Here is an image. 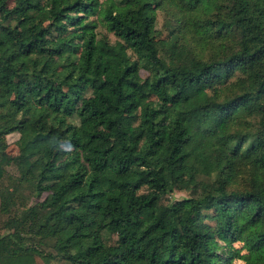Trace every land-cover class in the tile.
Returning a JSON list of instances; mask_svg holds the SVG:
<instances>
[{
  "label": "trees",
  "instance_id": "16d2710c",
  "mask_svg": "<svg viewBox=\"0 0 264 264\" xmlns=\"http://www.w3.org/2000/svg\"><path fill=\"white\" fill-rule=\"evenodd\" d=\"M0 212V264H264V0H0Z\"/></svg>",
  "mask_w": 264,
  "mask_h": 264
},
{
  "label": "rangeland",
  "instance_id": "374dc122",
  "mask_svg": "<svg viewBox=\"0 0 264 264\" xmlns=\"http://www.w3.org/2000/svg\"><path fill=\"white\" fill-rule=\"evenodd\" d=\"M167 20H169V18L163 12H158L156 30L160 34V39L166 38L167 30L165 28V24ZM97 32L99 36H105L111 43H115L116 38L112 34L106 32V30L101 25L97 27ZM141 74L143 77H146L147 75L146 72L144 71H142ZM87 95H89V92L87 93ZM68 122H70L74 126L79 125V119L76 116H73L72 118L68 119ZM18 139H19V134L17 133L7 136V142L9 144L8 153L10 156H16L19 154V151L15 143ZM8 170L10 173L14 175L18 174L14 167L9 168ZM214 178L215 176L209 179L204 178V177H200L199 179L201 182H207V181H212ZM238 181L240 182L237 184V186L240 187L241 189L243 185L241 181H243V179H239ZM35 192H36V188H35L34 183L20 185L16 193L19 206L16 208H18V210L20 211V208L22 209V207L26 208V207L34 206L36 202H38L39 200L40 201L44 200L47 196V194L44 193L39 199L37 198ZM199 194H200L199 187L195 189H190V190L178 189V190H175L172 194H170L166 198H164L162 203L165 205H168V204L174 203L175 201H180V200L191 198V197H197L199 196ZM6 219H7V215L0 212V236L7 233V231L4 229V224H5ZM116 240L117 239L115 236H110L106 238V243L108 245H112L116 242ZM41 249L46 254L52 253V250L49 246H43ZM223 251H228V247L222 246L221 244L216 247V252L221 253ZM41 259H37V264H45L44 261ZM48 264H68V263L62 259H56V260L49 261ZM232 264H243V263L239 259L234 258L232 260Z\"/></svg>",
  "mask_w": 264,
  "mask_h": 264
}]
</instances>
